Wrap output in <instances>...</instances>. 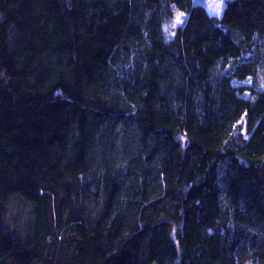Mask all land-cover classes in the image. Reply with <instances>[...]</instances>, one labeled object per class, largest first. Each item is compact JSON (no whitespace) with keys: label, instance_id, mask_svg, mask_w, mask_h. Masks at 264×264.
Listing matches in <instances>:
<instances>
[{"label":"trees","instance_id":"16d2710c","mask_svg":"<svg viewBox=\"0 0 264 264\" xmlns=\"http://www.w3.org/2000/svg\"><path fill=\"white\" fill-rule=\"evenodd\" d=\"M202 1L0 0V264H264V0Z\"/></svg>","mask_w":264,"mask_h":264},{"label":"rangeland","instance_id":"374dc122","mask_svg":"<svg viewBox=\"0 0 264 264\" xmlns=\"http://www.w3.org/2000/svg\"><path fill=\"white\" fill-rule=\"evenodd\" d=\"M201 3L209 10L211 14L215 15V13L219 12L220 9L222 8L224 0L223 3H221L220 0H203ZM182 20H183V15L176 11L175 17L166 21L165 28L167 34L168 35L172 34L176 24L181 22Z\"/></svg>","mask_w":264,"mask_h":264},{"label":"snow or ice","instance_id":"6c2138e0","mask_svg":"<svg viewBox=\"0 0 264 264\" xmlns=\"http://www.w3.org/2000/svg\"><path fill=\"white\" fill-rule=\"evenodd\" d=\"M221 3H223V0H220Z\"/></svg>","mask_w":264,"mask_h":264}]
</instances>
